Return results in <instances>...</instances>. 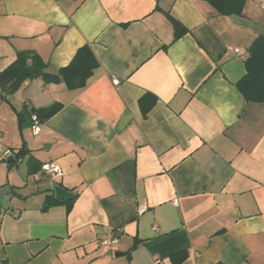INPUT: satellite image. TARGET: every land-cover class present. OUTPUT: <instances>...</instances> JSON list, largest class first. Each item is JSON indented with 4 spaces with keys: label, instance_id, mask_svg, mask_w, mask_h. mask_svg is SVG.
Here are the masks:
<instances>
[{
    "label": "crops",
    "instance_id": "1",
    "mask_svg": "<svg viewBox=\"0 0 264 264\" xmlns=\"http://www.w3.org/2000/svg\"><path fill=\"white\" fill-rule=\"evenodd\" d=\"M259 36L264 0H0V71L30 51L55 75L85 45L99 63L81 89L0 91V264H264V102L235 86ZM53 103L32 135L18 113ZM55 186L74 199L42 210Z\"/></svg>",
    "mask_w": 264,
    "mask_h": 264
},
{
    "label": "trees",
    "instance_id": "2",
    "mask_svg": "<svg viewBox=\"0 0 264 264\" xmlns=\"http://www.w3.org/2000/svg\"><path fill=\"white\" fill-rule=\"evenodd\" d=\"M207 2L219 15L231 16L241 15L244 9L245 0H203ZM166 18L173 28V40L176 41L188 30L183 24L169 12H164ZM99 63L89 46L85 45L78 49L71 62L64 68L58 70L55 75L46 74V64L41 58L30 51H24L17 54L15 61L6 69L0 71V91L4 94H12L17 91L22 84L40 76H45L48 82H58L62 78L66 88L76 90L84 88L88 79L92 76ZM244 75L235 84L237 90L246 103L264 102V37L259 36L253 42L248 50V57L244 61ZM156 103V98L150 94H144L138 99V107L145 118ZM62 105L53 103L49 106L29 109L19 112L20 120L29 119L36 115L40 123H45L56 113L59 112ZM31 122V121H30ZM25 153L22 149L14 161ZM62 203L53 196L47 197L43 203L42 210Z\"/></svg>",
    "mask_w": 264,
    "mask_h": 264
},
{
    "label": "built area",
    "instance_id": "3",
    "mask_svg": "<svg viewBox=\"0 0 264 264\" xmlns=\"http://www.w3.org/2000/svg\"><path fill=\"white\" fill-rule=\"evenodd\" d=\"M235 54H240V50L235 49L233 50ZM31 126L30 130L32 135L37 136L40 133V128L42 123L38 120L36 115H32L30 118ZM43 174L51 179H57L62 176V170L59 166L55 165L54 163H45L42 166ZM141 212V211H140ZM118 240L115 237L108 236L101 241V246L103 247H112L117 244ZM152 264H162L161 260H155Z\"/></svg>",
    "mask_w": 264,
    "mask_h": 264
},
{
    "label": "water",
    "instance_id": "4",
    "mask_svg": "<svg viewBox=\"0 0 264 264\" xmlns=\"http://www.w3.org/2000/svg\"><path fill=\"white\" fill-rule=\"evenodd\" d=\"M14 159L15 158L9 160L8 163L13 162ZM54 198L56 200H59V201L68 202V201H71L74 199V195L71 192H69V191H67V190H65L59 186H55L54 187ZM116 256H119V255L116 254Z\"/></svg>",
    "mask_w": 264,
    "mask_h": 264
}]
</instances>
